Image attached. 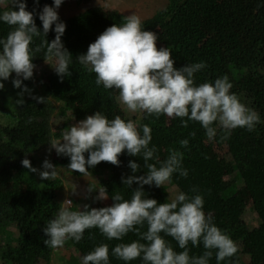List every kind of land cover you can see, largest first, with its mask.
<instances>
[{
	"label": "trees",
	"instance_id": "16d2710c",
	"mask_svg": "<svg viewBox=\"0 0 264 264\" xmlns=\"http://www.w3.org/2000/svg\"><path fill=\"white\" fill-rule=\"evenodd\" d=\"M243 2L168 0L164 9L158 11L150 20L143 22L144 30H153L157 33L158 44L171 49L175 68L205 62L207 68L195 74L197 85L214 82L218 77L227 75L233 84L231 91L237 95L240 93L243 97L242 103L254 109L262 121L253 132L237 128L227 139L218 129L217 136L213 139L214 144L210 142L206 145L203 144L208 139L205 130L197 122L189 121L185 128L181 126L178 118L168 120L166 115L145 118L140 114L135 118L138 125L146 124L152 129L150 147L154 145L157 148L156 155L159 161L154 159L148 163L156 164L158 167L159 162L168 157L170 150H177L183 153V167L188 170L187 178L174 174L172 184L166 183L161 188L145 185L143 190L146 197L164 203L169 202L166 198L168 185L175 186L177 190L189 195L197 194L192 191L196 188L198 194L204 197V211H211L216 226L224 230L238 246V252L221 264H246L244 257L249 264H264V64H261L264 61V42L240 45L233 41L235 30L233 20L236 16L242 15L240 14L242 8L245 10ZM26 3L27 10L36 14L34 19L37 28L42 31L38 13L44 5L51 6L52 0H39L38 4L34 3V0H26ZM7 9L0 8V12ZM228 9L235 11L230 12ZM59 19L66 24L62 42L73 58L69 66L71 75L63 79L56 75L51 82L46 83L39 79L42 93L38 97L43 98L44 103L32 100L17 105L11 114L6 112L9 120L14 123L5 126L0 133V166L12 165L14 162L8 161L11 160L10 157L14 158L18 165L21 158L28 156L32 165L34 156L31 155L41 153L45 149L51 150L50 143L62 139L63 127L56 130L57 132L51 129L50 120L54 112L52 102L63 105L62 114L64 111H71L68 119L77 123L98 111L105 114L106 106L113 101L109 91L111 89L98 87L95 83V74L86 71L76 58L86 53L89 44L93 43L106 28L125 21L116 16V13H103L98 7L88 8L67 19L59 16ZM8 29H10L8 25L0 23V36ZM52 39L54 32L49 31L45 40L51 42ZM42 43L43 37L34 38L32 47H41ZM45 52L46 46L35 53L32 61L35 66L44 62ZM251 72L254 74L261 72V74L248 76ZM243 81H246L245 90L240 92L238 85ZM23 85L32 86V79L23 81ZM105 115L109 119L119 115L122 119L129 120L121 108ZM190 133H194V136ZM184 139L189 140L187 148L180 145V141ZM214 146L226 147L228 157L220 156ZM52 152L55 155L53 163L57 169L60 167L74 175H83L68 168L67 157L58 156L55 150ZM85 157L87 158V153ZM130 160L140 164V169L135 175L147 174L148 169L143 158L131 157L126 153L119 156V167L102 161L88 169L90 176L98 178L94 193L104 187L110 205L113 195L119 193L125 199H130L132 191L137 187L133 184L128 188L121 182L122 176L126 178L132 175L127 167ZM113 169L118 171L116 176L111 174ZM13 170L17 173L18 168ZM16 178H19L17 181L19 187L15 186L0 193V229L8 235L11 234V228L18 232L15 246H11L9 242L4 244L0 264H37L39 261L50 264L55 248L44 244L47 237L44 236L42 229L50 218L43 213L49 204L55 203L56 193L62 188L61 179L57 177L50 181L44 180L40 189L39 185L34 188V184L30 182L31 189L37 191L35 195H28L20 191V186L25 181L27 184L31 178L23 173H18ZM231 180L237 181L245 188L251 200L250 211L256 220V225L249 224L237 200L228 197L226 190L233 183ZM145 230L146 226L141 229V231ZM137 239H139L138 235L129 233L122 241L107 240L99 230L89 229L84 232L81 241L68 240L66 243L73 244L80 257L88 254L96 246L106 243L110 251V264H123L122 261L111 256V249L118 243H130ZM165 239L177 252L182 251L171 237ZM189 248L190 256H199L205 251L202 245L198 247L189 245ZM132 264H142V262L136 260ZM209 264H216L215 252Z\"/></svg>",
	"mask_w": 264,
	"mask_h": 264
},
{
	"label": "clouds",
	"instance_id": "9594fccd",
	"mask_svg": "<svg viewBox=\"0 0 264 264\" xmlns=\"http://www.w3.org/2000/svg\"><path fill=\"white\" fill-rule=\"evenodd\" d=\"M34 3L38 4L39 0ZM63 3L64 0H52L51 6H43L38 13L42 31L37 28L36 14L27 10L26 0H10L9 5L15 10L8 7L0 12V23L12 29L6 38H0V90L15 73L12 85L21 90V98L16 101L18 105L24 103L23 93L29 92L23 81L33 77L36 66L32 61L41 47L46 46L44 62L59 78L71 75L69 66L73 58L62 42L66 24L58 16ZM49 31L54 32L51 42L45 40ZM37 37H43V43L33 48ZM158 39L156 32L144 30L139 16L129 15L124 23L106 28L76 61L95 74L98 87L118 90V98L127 111L145 118L161 115L178 118L185 128L189 121L197 122L209 140L217 136L218 129L227 139L237 128L253 132L262 122L259 114L231 91L233 84L227 75L197 85L195 74L206 69L207 64L201 61L175 68L171 49L158 48ZM31 98L37 103L45 101L41 97ZM151 132L146 124L140 126L119 115L109 119L98 111L64 130L62 139L50 143L58 156L69 159V169L83 175H88V169L102 161L119 167L122 153L141 156L148 172L135 175L140 164L130 160L127 167L132 175L122 176L121 182L128 188L133 184L137 187L130 199L119 193L113 195L111 206L94 208L85 204L81 210L70 199H65L55 217L42 229L47 237L45 246L62 248L68 240L81 241L86 230L97 229L107 240L122 241L129 233L139 236L137 240L118 243L111 249V256L123 264L136 260L142 264H209L213 252L216 264H221L238 252L236 242L216 226L212 213L204 211V197L196 188L192 189L195 195L177 190L169 202L164 203L146 197L145 185L161 188L166 183L172 184L174 174L188 176V170L183 167V153L177 150H170L158 167L148 163L154 159L159 161L157 148L150 147ZM180 145L187 148L189 140H181ZM21 164L30 172L38 173L41 180H54L59 175L48 159L42 162L43 171L32 167L28 159ZM92 191L88 189L89 193ZM108 199L106 189L101 187L94 201ZM145 226L146 230L141 231ZM165 237H171L182 251L177 252ZM189 245H202L205 251L202 255L190 256ZM109 257L108 244H100L82 256L80 264H110Z\"/></svg>",
	"mask_w": 264,
	"mask_h": 264
},
{
	"label": "rangeland",
	"instance_id": "374dc122",
	"mask_svg": "<svg viewBox=\"0 0 264 264\" xmlns=\"http://www.w3.org/2000/svg\"><path fill=\"white\" fill-rule=\"evenodd\" d=\"M240 1H244L243 4L245 5V10L242 8L243 11L240 13L242 15L240 17L236 16L233 20V24L235 25V30L233 32V41L238 42L240 45L244 43L250 45L258 42L261 43L262 41L264 42V0ZM9 2L10 0H0V8H8L10 6ZM167 2L168 0H64V3L58 9V15L62 19H67L85 11L88 8L98 7L105 14L116 13V16H119L124 21L127 16L135 14L141 18L142 22H145L155 16L158 11L164 9L167 5ZM228 10L230 12L235 11L233 9ZM11 30V28L8 29L7 32H4L3 35L0 36V38H6L8 32ZM157 47H163V45L157 43ZM261 64L263 65L264 61ZM260 66L261 65L259 64V67ZM251 73L247 75L258 76L259 74H261V72L259 74H254V72ZM55 76L56 73L54 72V70L45 62H41L40 64L36 65L34 69V75L31 78L32 86L27 87L29 89V92L23 93L22 96L24 102L34 100L31 98L32 96L38 97L42 93L40 90L41 85L39 83V79H42V81L46 83L51 82L53 80V77ZM15 78V73H13L9 77V80L4 82V89L0 90V133L5 129V126H8L9 124L12 125L14 123L13 121L11 122V120H9V115H6V112H9L11 114L15 107L18 105L16 101L21 98V96L19 95L21 90L15 89L12 85V80ZM245 83L246 81H243L238 85L240 92H243L245 90ZM109 91L113 101L106 106L105 114L112 113V111L121 108L124 110L125 115L128 119H135L136 117H139V113H131L126 110L125 106L120 102L118 98V90L111 89ZM238 96L240 97L241 102H243V97L240 93L238 94ZM51 105L54 107V112L50 120L52 131L61 129V127H63L64 131L76 124V122L70 121L68 119L71 111H64V114L61 113L63 106L62 104L52 102ZM134 119L132 120L134 121ZM167 119L170 120L172 118L167 117ZM135 122H137L136 119ZM205 142L203 144L207 145L210 142L214 144V141H211L209 139H207ZM214 148L215 150H217L220 156L223 157L225 155L224 158L228 157L226 147L217 148L214 146ZM52 150L54 149H45L41 153L37 152L36 154L31 155L32 157L34 156V162H32L31 166L43 171L41 165L45 159L50 160V162L55 166V164L53 163V158L55 157V155H53ZM10 159L11 160L8 161L14 162L12 165L7 167L3 164L2 166H0V193H2L3 191L11 190L12 188H15V186H18L17 184L19 183L17 181L19 180V178H16L17 174L23 173L24 175H27L28 178H31V181H28L27 184L25 183L27 181L23 182V184H21L20 186V191L28 195H35L37 190L31 189V186L29 184L33 183L34 188L39 185L38 188L40 189V187L43 186L44 180L40 179L38 173H32L22 166L21 161L24 159L29 160V156L27 158H21V161H18V165H16L14 158L10 157ZM14 168H18L17 173L16 170H13ZM57 172L59 173L58 177H60L62 182L61 191L56 193L55 203H52V205L49 204V206H47L46 210L43 213L50 219L55 217L59 205L65 199H70L73 202V205L80 206L81 210L83 205L85 204H88L94 208L111 206L108 200L94 201V198L98 195L99 191L97 190V193H94L96 188L95 186L98 185L97 177L90 176L89 174L77 176L72 174L70 171L61 169L60 167L57 169ZM111 174L113 176H116L118 174V171L113 169L111 171ZM231 181L233 183H231V185L226 190L228 197L235 198L240 208L245 212L244 217L248 221V223L256 225V220L254 219V216L250 211L251 200L245 188L237 181ZM89 188L93 190L91 193L88 192ZM176 192L177 189L175 186H166V198L168 200L173 197ZM85 197H87V199ZM205 212L207 213L211 211ZM10 230L11 234L8 235L3 229H0V256L4 253L3 249L5 248V243L9 242L11 246H15L17 242L18 232L14 228H11ZM54 253L55 254L50 264H80L81 257L79 255V252L73 248V244L65 243L62 248L55 249ZM243 259L245 260L246 264H249L246 257H244ZM37 264H44V262L39 261Z\"/></svg>",
	"mask_w": 264,
	"mask_h": 264
}]
</instances>
